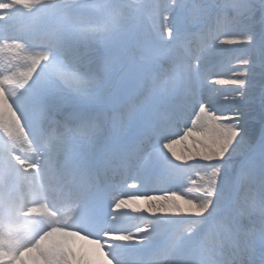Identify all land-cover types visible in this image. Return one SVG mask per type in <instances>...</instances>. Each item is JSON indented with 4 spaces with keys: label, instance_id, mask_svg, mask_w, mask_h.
Masks as SVG:
<instances>
[{
    "label": "snow or ice",
    "instance_id": "1",
    "mask_svg": "<svg viewBox=\"0 0 264 264\" xmlns=\"http://www.w3.org/2000/svg\"><path fill=\"white\" fill-rule=\"evenodd\" d=\"M0 264H264V0H0Z\"/></svg>",
    "mask_w": 264,
    "mask_h": 264
},
{
    "label": "bare ground",
    "instance_id": "2",
    "mask_svg": "<svg viewBox=\"0 0 264 264\" xmlns=\"http://www.w3.org/2000/svg\"><path fill=\"white\" fill-rule=\"evenodd\" d=\"M176 147H177V150H179L181 146L180 145H177Z\"/></svg>",
    "mask_w": 264,
    "mask_h": 264
}]
</instances>
